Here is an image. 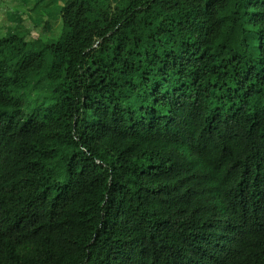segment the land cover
<instances>
[{
  "label": "trees",
  "instance_id": "1",
  "mask_svg": "<svg viewBox=\"0 0 264 264\" xmlns=\"http://www.w3.org/2000/svg\"><path fill=\"white\" fill-rule=\"evenodd\" d=\"M0 36V264H264V0H65Z\"/></svg>",
  "mask_w": 264,
  "mask_h": 264
},
{
  "label": "rangeland",
  "instance_id": "2",
  "mask_svg": "<svg viewBox=\"0 0 264 264\" xmlns=\"http://www.w3.org/2000/svg\"><path fill=\"white\" fill-rule=\"evenodd\" d=\"M65 0H58L63 4ZM45 3L53 0H0V36L10 35L17 25L25 31L26 39L32 41L57 36L61 28V18L53 10L47 13Z\"/></svg>",
  "mask_w": 264,
  "mask_h": 264
}]
</instances>
